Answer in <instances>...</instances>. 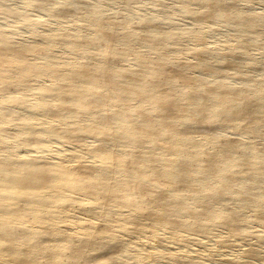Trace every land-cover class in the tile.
I'll list each match as a JSON object with an SVG mask.
<instances>
[{
	"label": "bare ground",
	"instance_id": "bare-ground-1",
	"mask_svg": "<svg viewBox=\"0 0 264 264\" xmlns=\"http://www.w3.org/2000/svg\"><path fill=\"white\" fill-rule=\"evenodd\" d=\"M151 1L153 15L125 21L95 1L28 0L55 22L78 24L32 43L0 26V264H124L114 229L163 227L187 239L220 226L242 237L246 223L233 202L255 209L264 226V79H251L238 59L253 48L243 34L264 27V12L249 13L242 0H177L184 16L208 25L222 18L238 34L224 53L201 47L179 61L182 38L199 40L201 30L168 29L162 0ZM0 17L42 24L4 0ZM30 34L40 37L35 26ZM60 44L79 61L56 54ZM48 137L59 147L49 149ZM80 153L88 160L68 167ZM70 209L84 215L77 232L66 225ZM161 243L154 235L147 246L191 258Z\"/></svg>",
	"mask_w": 264,
	"mask_h": 264
},
{
	"label": "rangeland",
	"instance_id": "rangeland-1",
	"mask_svg": "<svg viewBox=\"0 0 264 264\" xmlns=\"http://www.w3.org/2000/svg\"><path fill=\"white\" fill-rule=\"evenodd\" d=\"M26 0H4V3L10 7L16 8L19 12L28 14L29 16L37 17L41 19V25H30L22 24L15 18L3 19L0 17V26L12 28L15 30L19 37V41L22 40L24 43H32L33 41L38 42L43 36H51L55 33L62 31H74L78 29V24L70 19L67 22H55L52 18L46 15L43 11L36 8L30 7ZM55 2L60 0H53ZM102 3L100 10L104 15H116L120 17V20L132 21L136 18V15L144 13L146 15H153L155 12L154 6L151 0H131L128 6L123 3L124 0H88ZM26 3V4H24ZM164 9L162 14L163 21L168 29H182L188 30L189 28H198L201 30L202 37L199 40L193 39L190 36H184L179 43L181 52L175 54L179 61H189L192 59L193 51L201 47H207L212 49L216 53H224L230 48H234L237 45L238 37L234 30V27L222 18L216 19L210 25L204 23H197L192 17L184 16L179 11L177 0H162ZM246 10L249 13L264 12V2L262 0H242ZM79 15L85 16L87 12L83 9L75 8ZM2 18V20H1ZM7 23V24H5ZM35 26L39 36L33 37L30 34V28ZM82 32L89 33L92 30V26L84 25L81 28ZM261 34L260 43L254 42L258 40ZM40 38V39H39ZM243 38H246L248 42L253 44V48L248 55L239 54V63L250 70L248 71L242 66V71H245L251 79H264V27L256 32H248L243 34ZM165 47L172 50L173 45L167 44ZM56 54H61L70 58L71 62H78L79 59L71 53L67 44H60L53 47ZM242 55V56H241ZM215 58L210 57L211 62ZM251 59L258 62V66L251 69L248 63ZM236 62V61H235ZM219 64V63H217ZM238 71H232L231 76H238ZM202 75V73H200ZM33 92V91H32ZM31 91H26L27 96L33 97ZM26 111V109L24 110ZM47 120L37 119L36 126L44 128L48 125ZM225 133L234 137L236 132L233 129H226ZM49 149L59 147V142L54 137H48ZM263 141L262 136L258 142ZM246 142L249 145L256 143L255 140L248 138ZM95 144L94 139L91 137L86 138V144ZM22 150V149H21ZM55 151V149H54ZM50 151L48 156L52 160H55L56 151ZM22 153L38 154L28 151H21ZM67 166L71 167L76 162H85L88 160V155L80 153L77 158H68ZM231 206L242 212L243 221L246 223V231L243 236L236 234H230L225 228L217 226L214 227L209 233L203 236H197L188 234L187 239H181L178 234L183 232L174 233L169 235L167 230L163 227H153L149 230L137 233L127 234L125 232H118L116 229L115 233L122 237L123 245L120 248V256L124 264H228L227 262H233V264H264V240H260L259 236H264V226L261 224L258 218L257 211L250 207L241 206L239 203H231ZM264 215V210L260 212ZM69 217H67L68 228L72 232L78 231V225L75 223L76 219H82L83 213L79 209H70ZM157 235L161 238V246L173 248L179 255H188L191 258L181 262L176 258H164L158 254L160 246L156 248H148V242H150L151 236ZM182 235V234H181ZM228 239V242H222L221 240ZM200 243V245H198ZM254 249L253 254L245 252L247 247ZM199 249L198 252L191 255L192 250ZM158 250V251H157Z\"/></svg>",
	"mask_w": 264,
	"mask_h": 264
}]
</instances>
